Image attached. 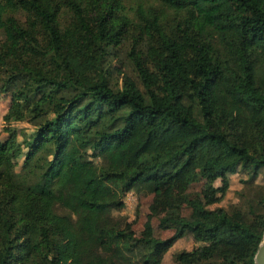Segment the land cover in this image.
<instances>
[{
  "label": "trees",
  "instance_id": "1",
  "mask_svg": "<svg viewBox=\"0 0 264 264\" xmlns=\"http://www.w3.org/2000/svg\"><path fill=\"white\" fill-rule=\"evenodd\" d=\"M156 2L0 0V92H11L0 264H162L187 232L200 244L176 252L177 264H254L264 195L247 208L207 205L229 173L264 169V0ZM163 7L179 15L169 30ZM129 33L136 77L114 84L108 56ZM22 119L36 128L16 170L9 123ZM197 172L209 185L186 215ZM130 190L152 193L151 209L165 204L159 225L173 224L171 235L153 234L152 212L136 235L116 212Z\"/></svg>",
  "mask_w": 264,
  "mask_h": 264
},
{
  "label": "rangeland",
  "instance_id": "2",
  "mask_svg": "<svg viewBox=\"0 0 264 264\" xmlns=\"http://www.w3.org/2000/svg\"><path fill=\"white\" fill-rule=\"evenodd\" d=\"M127 7L131 8L138 4L145 6L160 7L159 2L156 0H124ZM20 19H23L22 14H17ZM162 24L165 25V29L169 30L172 27V24L176 17L179 15L173 12L172 9L163 7V11L160 13ZM70 18V12L68 10L63 11V15L60 17L61 25H64L68 22ZM138 21L137 19H135ZM131 32V31H130ZM144 43V40L142 39ZM133 37L131 33L122 40L120 43L113 46L111 49V54H109L108 59L110 60L109 71L111 81L114 84H120L124 74L131 75L136 77V72L131 63V58L129 56V51L132 47ZM138 46H141V43H137ZM264 71V60L259 62L258 70ZM257 70V71H258ZM259 72V71H258ZM10 91H1L0 92V138L5 139L8 137V130L5 129L7 126L6 122L3 119V114L7 110L10 104ZM11 128H14L17 131V139L21 143V152L16 156V170H19L22 166L24 153L26 151V142L33 135L36 126L27 119L22 120H13L9 123ZM229 183L226 191L222 194L218 193L219 199L207 206L214 208L216 206L230 207L232 205L238 204L244 208H247L246 200L254 199L256 200L259 196L264 195V169H261L259 174L255 178L249 177V175L242 171L238 170L235 173H229ZM209 185L208 180L202 176L199 172L196 173L194 180L187 187L186 192L182 196L181 207L182 213L188 215L191 211V208L188 204V198L198 197L203 202L202 191ZM213 185H221L220 178H217ZM242 195V196H241ZM125 206L122 210L116 211L123 213L128 216L129 220H132L133 229L136 235L143 234V225L147 219V215L152 212L151 224L153 228V234L157 237H168L174 231V225L169 224L167 227L163 228L159 225V218L165 212V204L157 203L152 204V193L150 192H141L137 193L133 190H130L124 196ZM200 244V242L195 241L191 232L185 233L182 237L178 238L173 245L168 249L164 254L162 259V264H177L175 261V253L182 249H192L194 246Z\"/></svg>",
  "mask_w": 264,
  "mask_h": 264
},
{
  "label": "water",
  "instance_id": "3",
  "mask_svg": "<svg viewBox=\"0 0 264 264\" xmlns=\"http://www.w3.org/2000/svg\"><path fill=\"white\" fill-rule=\"evenodd\" d=\"M254 264H264V233L254 254Z\"/></svg>",
  "mask_w": 264,
  "mask_h": 264
}]
</instances>
